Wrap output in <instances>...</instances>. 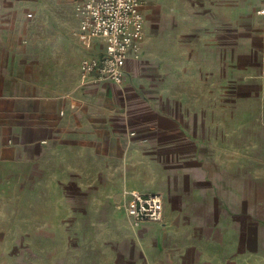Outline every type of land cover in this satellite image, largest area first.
Here are the masks:
<instances>
[{"label": "rangeland", "instance_id": "374dc122", "mask_svg": "<svg viewBox=\"0 0 264 264\" xmlns=\"http://www.w3.org/2000/svg\"><path fill=\"white\" fill-rule=\"evenodd\" d=\"M43 1L41 42L50 32L71 36L75 0ZM260 4L144 0V53L116 87L117 106L177 111L204 143L229 206L243 205L245 264H264V82L251 78L230 41ZM67 67L74 76L77 65ZM132 133L116 131L123 144L101 132L99 147L90 139L58 140L35 163H0V264L125 263L131 254L123 247L141 236L121 209Z\"/></svg>", "mask_w": 264, "mask_h": 264}, {"label": "crops", "instance_id": "0c3cea01", "mask_svg": "<svg viewBox=\"0 0 264 264\" xmlns=\"http://www.w3.org/2000/svg\"><path fill=\"white\" fill-rule=\"evenodd\" d=\"M76 1L71 36L50 32L42 43L40 0H0V163H35L58 140L90 139L99 147L101 132L124 144L116 131L133 132L132 154L123 158L131 163L126 186L162 195L164 218L136 229L141 236L123 247L131 255L122 264H245L243 205L240 210L229 206L222 174L177 111H155L141 103L134 109L117 106L120 86L94 85L81 74L82 59L99 56L104 45L96 41L86 50L79 43ZM145 19L147 37L146 14ZM236 31L230 44L253 69L251 78L264 82V15L254 13L249 25ZM57 37L59 42H52ZM136 61L129 59L125 81ZM73 63L74 76L66 69Z\"/></svg>", "mask_w": 264, "mask_h": 264}, {"label": "built area", "instance_id": "2783aa9c", "mask_svg": "<svg viewBox=\"0 0 264 264\" xmlns=\"http://www.w3.org/2000/svg\"><path fill=\"white\" fill-rule=\"evenodd\" d=\"M144 0H77L75 15L79 21L75 36L81 46L91 50L96 41L104 45L99 56H86L81 74L90 83L105 82L123 86L130 58L139 60L146 38ZM259 14L264 15V0ZM32 17V14H29ZM134 135V133H132ZM121 209L134 229L145 223H160L164 218V199L160 194H142L126 190Z\"/></svg>", "mask_w": 264, "mask_h": 264}]
</instances>
